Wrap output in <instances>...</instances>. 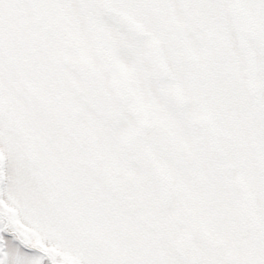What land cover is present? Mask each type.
Masks as SVG:
<instances>
[{
  "label": "snow or ice",
  "instance_id": "snow-or-ice-1",
  "mask_svg": "<svg viewBox=\"0 0 264 264\" xmlns=\"http://www.w3.org/2000/svg\"><path fill=\"white\" fill-rule=\"evenodd\" d=\"M0 264H264V0H0Z\"/></svg>",
  "mask_w": 264,
  "mask_h": 264
}]
</instances>
